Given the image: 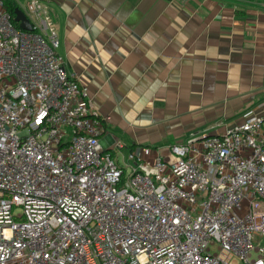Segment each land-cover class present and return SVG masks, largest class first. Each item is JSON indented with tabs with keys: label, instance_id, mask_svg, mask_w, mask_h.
I'll return each mask as SVG.
<instances>
[{
	"label": "built area",
	"instance_id": "obj_1",
	"mask_svg": "<svg viewBox=\"0 0 264 264\" xmlns=\"http://www.w3.org/2000/svg\"><path fill=\"white\" fill-rule=\"evenodd\" d=\"M58 47L43 0H0V264H264V117L119 166Z\"/></svg>",
	"mask_w": 264,
	"mask_h": 264
},
{
	"label": "crops",
	"instance_id": "obj_2",
	"mask_svg": "<svg viewBox=\"0 0 264 264\" xmlns=\"http://www.w3.org/2000/svg\"><path fill=\"white\" fill-rule=\"evenodd\" d=\"M43 1L65 73L105 121L104 151L150 160L247 110L264 117V0Z\"/></svg>",
	"mask_w": 264,
	"mask_h": 264
},
{
	"label": "water",
	"instance_id": "obj_3",
	"mask_svg": "<svg viewBox=\"0 0 264 264\" xmlns=\"http://www.w3.org/2000/svg\"><path fill=\"white\" fill-rule=\"evenodd\" d=\"M14 22L17 23L19 25V28L24 30V31H30V25L29 22L27 20V18L25 17L24 13L21 12L20 10L16 9L14 11ZM208 137H212V136H208Z\"/></svg>",
	"mask_w": 264,
	"mask_h": 264
},
{
	"label": "rangeland",
	"instance_id": "obj_4",
	"mask_svg": "<svg viewBox=\"0 0 264 264\" xmlns=\"http://www.w3.org/2000/svg\"><path fill=\"white\" fill-rule=\"evenodd\" d=\"M107 152L110 153L111 156H112L114 159L117 160L119 166L124 167V166H123V159H122V156H123V157H127V153H128V152H126V151H122V152H121L120 150H114V149H112V152H110V151H107ZM116 157H117V158H116ZM127 174H128V171H127ZM215 251H216L215 248H212V249H211V252H215Z\"/></svg>",
	"mask_w": 264,
	"mask_h": 264
},
{
	"label": "trees",
	"instance_id": "obj_5",
	"mask_svg": "<svg viewBox=\"0 0 264 264\" xmlns=\"http://www.w3.org/2000/svg\"><path fill=\"white\" fill-rule=\"evenodd\" d=\"M17 6L15 4H9L8 5V11L10 15L13 17L14 16V11L16 10Z\"/></svg>",
	"mask_w": 264,
	"mask_h": 264
}]
</instances>
